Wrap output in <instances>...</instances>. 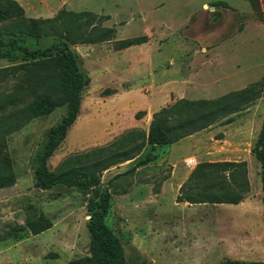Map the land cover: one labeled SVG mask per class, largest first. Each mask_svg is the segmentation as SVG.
I'll use <instances>...</instances> for the list:
<instances>
[{"label":"rangeland","instance_id":"rangeland-1","mask_svg":"<svg viewBox=\"0 0 264 264\" xmlns=\"http://www.w3.org/2000/svg\"><path fill=\"white\" fill-rule=\"evenodd\" d=\"M15 1L26 18L52 19L61 11L93 15L89 26L72 31L75 43L49 35L24 42L29 50L68 46L77 56L79 71L89 79L75 123L47 161L51 171L66 160L85 167V160L75 156L109 147L131 132L136 133L123 148L134 147L140 134L147 135L152 115L178 100H216L264 82V0H258L259 11L248 0ZM92 27L110 29L109 40L79 43L80 35ZM137 37H145L146 43L115 48L117 42ZM24 57L17 49L0 50V69H8L0 78V100L13 91L19 74L10 69L25 63ZM66 111V106L56 108L5 138L2 153L15 183L0 189V234L24 225L28 207L51 219L52 228L39 235L25 230L0 242V264H68L89 256V200H97V189L109 194L105 224L120 239L130 264L264 263V201L260 165L253 153L264 97L231 115L230 123L223 119L175 144L131 151V160L99 175L96 189L81 192L56 185L43 190L35 186L37 155ZM203 162L246 163L250 189L243 203L220 211H211L214 205L188 209L176 204L179 186ZM202 215L207 217L199 224ZM182 217L213 240L219 237V220L232 219L240 227L239 239L226 252L212 243L187 249V240L181 241L185 249H176L171 227L173 219Z\"/></svg>","mask_w":264,"mask_h":264},{"label":"trees","instance_id":"trees-1","mask_svg":"<svg viewBox=\"0 0 264 264\" xmlns=\"http://www.w3.org/2000/svg\"><path fill=\"white\" fill-rule=\"evenodd\" d=\"M255 11H259L258 0H248ZM86 18L83 20V18ZM93 15L61 11L52 19H32L24 16L22 7L15 0H0V50L17 49L24 54L25 63L12 69L18 73L13 91L0 100V189L15 183L14 173L6 154L5 138L13 130L26 122L52 113L56 108L66 106V116L51 128L47 142L37 155L34 172L35 186L48 190L56 185L77 188L81 192L96 189L100 184L99 175L110 166L131 160L132 152L141 151L146 145L169 146L197 132L205 130L224 119L232 122L231 115L244 110L260 96L264 97V82L224 95L216 100H178L174 104L158 110L152 115L147 135L140 134V143L124 149L127 138L109 147H99L82 155L85 167L73 166L66 160L56 170L51 171L47 161L65 140L69 128L75 123L80 110L81 92L88 85L78 69L77 56L68 46L51 45L43 50H29L24 46L27 38L34 40L42 36L71 40L72 31L89 26ZM89 22V24H88ZM110 29L92 27L88 33L80 35L79 43L90 44L109 40ZM146 43L145 37L119 41L118 50ZM66 44V43H65ZM8 69H0V78L7 75ZM20 103V104H19ZM132 142V140L130 141ZM253 153L260 165L261 191L264 201V118L255 142ZM245 162H203L191 172L186 183L179 189L176 202L189 204H238L249 192ZM97 200H89L90 216L87 223L89 234V256L68 262V264H130L120 239L105 224L109 209V194L95 190ZM28 217L24 225H17L0 234V242L18 237L28 230L39 235L52 228V220L28 207ZM138 264H148L140 262ZM219 264H264L225 260Z\"/></svg>","mask_w":264,"mask_h":264},{"label":"crops","instance_id":"crops-1","mask_svg":"<svg viewBox=\"0 0 264 264\" xmlns=\"http://www.w3.org/2000/svg\"><path fill=\"white\" fill-rule=\"evenodd\" d=\"M182 185L183 184H181L178 188V194H179V189L182 187ZM243 201L240 202L239 204L243 203ZM176 204L188 206L186 207L188 209L192 208V206L202 207V206L212 205V204H189L186 202H181V203L176 202ZM226 205H235V204H217V205H214V207H210L211 208L210 210L220 211V209L227 208L225 207ZM206 217L207 216L202 215L200 218H203V219L198 218L199 224L203 223V220ZM173 220L174 222L171 227V234H172V240L177 241L173 245L175 246L176 249H180L182 247L181 241L187 240V241H190L187 243L188 244V246L186 247L187 249L189 247H193L194 249H202L205 247L208 248V246L212 243L211 244L212 246L224 248L226 252L228 248L233 246L235 244V241L239 239L238 230H240V227L238 226L236 227L235 222L232 219L219 220L220 222L218 225L219 228L217 229L219 232V237L215 238V240H213L214 238H212L210 234H208L205 237V232L200 227L198 228L196 226L190 227L189 226V224L191 223L190 218L187 219L185 217H182V218L173 219ZM191 241H195V242L192 245H190ZM182 249H185V248L182 247Z\"/></svg>","mask_w":264,"mask_h":264}]
</instances>
